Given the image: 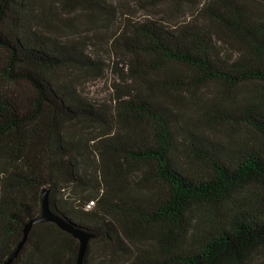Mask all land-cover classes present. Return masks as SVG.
Instances as JSON below:
<instances>
[{"label": "trees", "instance_id": "1", "mask_svg": "<svg viewBox=\"0 0 264 264\" xmlns=\"http://www.w3.org/2000/svg\"><path fill=\"white\" fill-rule=\"evenodd\" d=\"M168 1L192 17L115 39L132 84L109 105L80 91L100 62L56 6L109 18L112 3L0 0V264L46 188L93 235L83 264H264V0ZM79 245L38 223L10 264H76Z\"/></svg>", "mask_w": 264, "mask_h": 264}, {"label": "rangeland", "instance_id": "2", "mask_svg": "<svg viewBox=\"0 0 264 264\" xmlns=\"http://www.w3.org/2000/svg\"><path fill=\"white\" fill-rule=\"evenodd\" d=\"M114 6V16L92 15L85 12H70L56 6L57 21L62 31L70 37L88 42V54L100 62V70L80 73V91L97 104L115 103V96L131 87V56L115 39L127 31L133 22L163 18L168 24H178L192 17L191 7L186 5L174 13L167 14L164 3L157 0H107ZM171 7V2L163 0ZM170 12V10H169ZM104 13V12H103ZM158 14H162L157 16ZM205 91L212 92L208 87Z\"/></svg>", "mask_w": 264, "mask_h": 264}, {"label": "water", "instance_id": "3", "mask_svg": "<svg viewBox=\"0 0 264 264\" xmlns=\"http://www.w3.org/2000/svg\"><path fill=\"white\" fill-rule=\"evenodd\" d=\"M42 222H53L57 224L62 230L72 234L76 239L79 240V254H78V260L76 264H83L85 253L88 247V243L93 236L90 233L80 231L78 229H75L72 227L68 222H66L64 219H62L59 215H57L53 209L50 206L49 202V189H44L41 194V210L39 214L32 218L25 226L24 228V237L22 241L19 243L17 249L13 252V254L10 256L9 260L6 264L12 263L13 259L18 255L20 249L22 248L23 244L25 243L28 234L31 230V228L38 223Z\"/></svg>", "mask_w": 264, "mask_h": 264}, {"label": "built area", "instance_id": "4", "mask_svg": "<svg viewBox=\"0 0 264 264\" xmlns=\"http://www.w3.org/2000/svg\"><path fill=\"white\" fill-rule=\"evenodd\" d=\"M90 206V205H89Z\"/></svg>", "mask_w": 264, "mask_h": 264}]
</instances>
